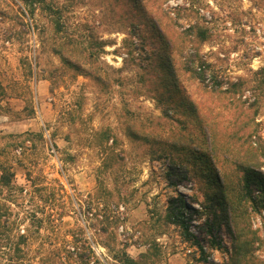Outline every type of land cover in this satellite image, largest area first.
Here are the masks:
<instances>
[{
	"label": "rangeland",
	"instance_id": "374dc122",
	"mask_svg": "<svg viewBox=\"0 0 264 264\" xmlns=\"http://www.w3.org/2000/svg\"><path fill=\"white\" fill-rule=\"evenodd\" d=\"M23 3L0 0V160L15 170L12 187H0V264H113L104 241L132 257L147 253L149 264L227 263L229 229L222 225L220 244H210L200 227L208 213L199 183L177 168L180 178L172 184L166 155L182 152L168 147L180 135L201 142L183 97L199 103L220 146L244 122L257 128L252 145L264 140V0L145 2L171 39L176 89L163 84L158 69L163 41L144 22L134 25L138 19L125 0H45L32 14ZM58 15L60 33L54 31ZM190 25L197 27L190 31ZM200 27L208 29L204 40ZM69 35L107 41L97 62L105 82L77 74L52 52L51 44ZM189 53L210 63L222 91L211 90L209 74L203 85L184 68ZM232 81L243 84L237 92L223 90ZM128 125L151 141L132 139ZM24 132L42 136H20L23 145L14 148L7 135ZM224 156L216 164L232 173ZM178 193L193 209L184 208L188 230L206 237L200 240L205 255L179 225L163 219L168 198ZM249 220L259 237L254 263L264 264V205ZM208 253L220 260L205 261Z\"/></svg>",
	"mask_w": 264,
	"mask_h": 264
},
{
	"label": "trees",
	"instance_id": "16d2710c",
	"mask_svg": "<svg viewBox=\"0 0 264 264\" xmlns=\"http://www.w3.org/2000/svg\"><path fill=\"white\" fill-rule=\"evenodd\" d=\"M43 1L45 0H23V4L32 14ZM125 2L134 9V16L138 19L134 25L138 26L144 22L163 41L166 55L165 57L161 56L158 69L162 73L163 84L168 88L173 87L176 89L180 85V79L173 60L171 39H169L163 29L161 20L147 8L145 3L147 0H125ZM47 8L51 10L50 6H47ZM52 12L57 13V11ZM59 18V15L54 18V31L56 33L63 31ZM195 27L197 26L190 25V31H193ZM207 32L208 29L206 27H200L196 31L197 36L202 40L207 37ZM106 42L104 39L93 38V36L88 37V35H85V38H81L80 40L69 35L62 41L55 40L51 44V50L59 56L63 64L72 68L77 74L93 78L102 84L105 82L104 75L106 71L97 62L99 52L102 51ZM184 68L203 85H207L205 80L207 79V74H209L212 82L211 90L222 91L223 80L219 79L215 74L210 63L197 53H189L185 60ZM260 72H264V69H261ZM241 84L243 83L232 81L223 90H226V92H237ZM4 95L5 90L0 83V101ZM183 100L187 108V115L192 116L195 123L198 124L197 128L200 133L201 142L193 144L195 143V137L187 134L180 135L177 140L168 144L169 151H182L176 154L177 158L171 152L167 153L166 156L170 160L166 167L168 178L172 184H176L180 178L177 168H182L181 174L183 178L192 176L199 183L203 192V201L201 203L208 213L207 218L200 227L202 231L209 234L208 239L210 244H220L219 232L222 225H225L229 229L232 253L230 259L225 264H255L253 253L256 250L255 242L259 237L256 231L251 229L249 219L252 209L257 208L259 205H264V140L261 139L255 146L252 145L251 139L256 134L257 128L244 122L236 124L229 129L227 143L222 147L218 144L219 138L216 127H213L209 120L206 121L199 103L192 99L188 100L185 97H183ZM134 127L135 125H128L126 127L127 134L132 139L151 141L145 134L146 132L140 129H135L134 131ZM31 134L42 136L41 132H24L8 134L7 136L14 139H12V142L14 143V148H16L23 145L22 140L16 141L17 138L20 136L29 137ZM109 138L108 133H106L104 139H101L98 143L101 149L106 146ZM178 141L179 143L183 141L186 143L178 145ZM190 143L191 146L188 145ZM235 143L238 144V149ZM217 151L221 152V154L217 153ZM220 155H225L226 157H224L230 160V164L235 169L232 173L224 171V169L216 164ZM14 175L15 170L13 166L0 160V187L11 188ZM184 208L193 210L186 204L180 193L176 196H170L163 219L166 224L179 225L183 229L185 236L188 239H192L201 249L200 240H204L206 237L203 235L196 236L188 230L189 217L185 216ZM104 218L108 219L107 216H104ZM113 222H115L114 219ZM102 230L106 231V228L103 227ZM25 238V234L19 235L21 241L25 240ZM103 243L114 256L115 263L113 264H149L143 260L147 257V253H140L139 258L132 257L125 249H115L114 243L107 241ZM201 251L204 254L202 249ZM203 259L206 261V256H203Z\"/></svg>",
	"mask_w": 264,
	"mask_h": 264
},
{
	"label": "built area",
	"instance_id": "2783aa9c",
	"mask_svg": "<svg viewBox=\"0 0 264 264\" xmlns=\"http://www.w3.org/2000/svg\"><path fill=\"white\" fill-rule=\"evenodd\" d=\"M202 249L204 251H207V247L205 245H202ZM206 259L209 262H216V261L220 260V259H217L213 254H210V253L206 254Z\"/></svg>",
	"mask_w": 264,
	"mask_h": 264
}]
</instances>
